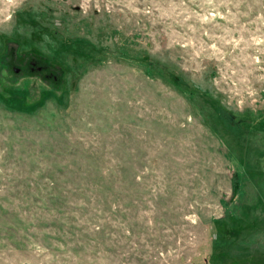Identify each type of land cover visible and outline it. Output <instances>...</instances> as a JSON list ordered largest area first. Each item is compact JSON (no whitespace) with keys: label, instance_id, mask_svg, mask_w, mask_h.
Returning a JSON list of instances; mask_svg holds the SVG:
<instances>
[{"label":"rangeland","instance_id":"1","mask_svg":"<svg viewBox=\"0 0 264 264\" xmlns=\"http://www.w3.org/2000/svg\"><path fill=\"white\" fill-rule=\"evenodd\" d=\"M20 88L0 264H264V0H0Z\"/></svg>","mask_w":264,"mask_h":264},{"label":"trees","instance_id":"2","mask_svg":"<svg viewBox=\"0 0 264 264\" xmlns=\"http://www.w3.org/2000/svg\"><path fill=\"white\" fill-rule=\"evenodd\" d=\"M68 46L73 47V46L70 45V44H68ZM74 47H75V44H74ZM61 51H65V50H63V48H62ZM173 80H175L178 84H179V83L184 84V83L182 82V80L179 79V78H177V77H174ZM23 91H25L24 88L17 89V90H16V93H17L16 96L12 95V96H10V97H3V96H1V95H3V94L0 93V101H1V102H5V103H6V102H7V103L9 102L8 104H10V103L12 102V100H14V99H17V101H18V99H21V100H19L20 103H21V106L29 105V104H24V105H22V104L25 102V99L23 98V96H24ZM7 92H8V91H7ZM39 99H40V98H38L37 101H38ZM207 102L209 103L210 106L213 107V109H214V111H215V114L217 115L216 118H217L219 121H222V124H223V125H227L228 128L231 126V127L236 128V129H238V130H243V127L240 128L241 125L249 121V120L246 119V118H242V117H239V116H236V115H234V114L229 113L228 111H226V110L223 109L222 107L218 106V105L216 104L215 100H213V99H211V98H207ZM35 103H36V101L33 102V103H31L32 108L35 107ZM10 105H12V104H10ZM5 107H7V106H5ZM7 110L12 111V109H10V108H7ZM31 110H32V109H31ZM20 111H21V110H20ZM22 112H23V111H22ZM250 121H251V120H250ZM262 121H264V120H262ZM245 125H246V124H245ZM246 126H247V125H246ZM254 130H255V128H254ZM229 140H230V139H229ZM251 150H252V148H250V147L248 146V147H247V153L250 152ZM241 165H242V164H241ZM242 168H243V169H246V168L243 167V166H242ZM234 176H236V177L238 178V173H235V172H234ZM236 188H237V183H236V181H235V183L233 182V183L231 184V195L235 193ZM3 212H4V208L2 207V205H1V203H0V214H2ZM10 213H11V212H10ZM13 215L15 216L14 220H16V214H15L14 211H13ZM19 225H20V224H18V226H19ZM19 227H20V226H19ZM22 229H24V228H22Z\"/></svg>","mask_w":264,"mask_h":264},{"label":"clouds","instance_id":"3","mask_svg":"<svg viewBox=\"0 0 264 264\" xmlns=\"http://www.w3.org/2000/svg\"><path fill=\"white\" fill-rule=\"evenodd\" d=\"M7 2H8L9 4H12V3L15 2V0H7ZM20 2H22V0H20Z\"/></svg>","mask_w":264,"mask_h":264}]
</instances>
